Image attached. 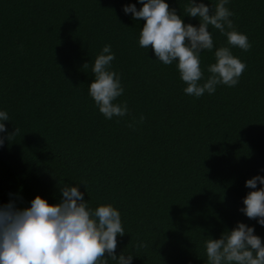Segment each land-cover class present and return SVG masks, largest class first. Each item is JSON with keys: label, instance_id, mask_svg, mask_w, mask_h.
<instances>
[{"label": "trees", "instance_id": "16d2710c", "mask_svg": "<svg viewBox=\"0 0 264 264\" xmlns=\"http://www.w3.org/2000/svg\"><path fill=\"white\" fill-rule=\"evenodd\" d=\"M185 24L189 0H165ZM211 8L219 0H197ZM138 0H0V206H31L40 196L62 200L78 187L88 208L112 205L124 236L116 255L131 264H207L205 241L238 223L264 226L240 211L264 177V0H229L235 30L250 51L230 48L246 64L234 87L186 95L176 66L139 47L145 23L123 8ZM212 51L200 53L201 84L227 38L209 26ZM105 45L115 59L128 114L106 119L89 95L92 68ZM87 64L86 66H84ZM143 116V122L140 117ZM131 124L133 127H129ZM144 245V246H140ZM108 264H117L109 257Z\"/></svg>", "mask_w": 264, "mask_h": 264}, {"label": "clouds", "instance_id": "9594fccd", "mask_svg": "<svg viewBox=\"0 0 264 264\" xmlns=\"http://www.w3.org/2000/svg\"><path fill=\"white\" fill-rule=\"evenodd\" d=\"M138 2L142 5L139 10L132 4L123 11L131 13L135 20L145 21L139 33V47L151 48L164 65L176 62L180 79L187 85L183 89L186 95L199 98L206 92L213 94L217 85L238 84L246 64L234 57L230 48L248 52L252 45L247 35L235 30L230 19L233 13L226 7L229 0H219L214 9L189 0L184 11L199 19L198 27L185 24L165 0ZM209 26L227 38L228 46L215 50L216 62L208 66L210 76L201 84L200 53L214 47ZM114 59L111 45H105L95 59V79L89 85L90 97L109 120L124 117L129 111L126 103H113L124 92L118 74L108 70ZM9 119L6 111H0V133L7 132L2 121ZM143 120L141 116L140 121ZM18 132L16 128L7 137L0 136V146ZM257 183L264 185V177L257 175L245 186L257 189ZM61 192L62 200L57 204L36 196L27 208L19 209L12 202L0 206V264H108L106 255L117 264H131L133 256L115 254L117 236L125 235L120 212L110 204L89 209L78 187L64 186ZM243 204L240 211L264 226V187L250 191ZM205 248L207 264H264V244L254 235V228L244 223H238L219 239L206 240Z\"/></svg>", "mask_w": 264, "mask_h": 264}]
</instances>
